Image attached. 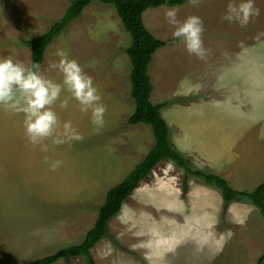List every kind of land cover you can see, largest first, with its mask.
Masks as SVG:
<instances>
[{
  "label": "rangeland",
  "instance_id": "374dc122",
  "mask_svg": "<svg viewBox=\"0 0 264 264\" xmlns=\"http://www.w3.org/2000/svg\"><path fill=\"white\" fill-rule=\"evenodd\" d=\"M70 0H0V88L30 63L22 40L59 20ZM159 39L148 67L153 104L194 170L251 191L264 178V0H190L143 14ZM130 36L113 5L92 1L46 47L18 95H0V264H28L82 241L110 187L153 144L128 124ZM159 162L91 249L95 264H256L264 219L248 200ZM54 264H87L82 256ZM264 264V262H263Z\"/></svg>",
  "mask_w": 264,
  "mask_h": 264
},
{
  "label": "trees",
  "instance_id": "16d2710c",
  "mask_svg": "<svg viewBox=\"0 0 264 264\" xmlns=\"http://www.w3.org/2000/svg\"><path fill=\"white\" fill-rule=\"evenodd\" d=\"M92 1L113 5L125 31L130 36V43L125 53L130 62V96L134 102V109L127 118V123L148 125L151 128L153 144L126 176L108 189L103 203L98 207L96 219L82 241L61 247L28 264H54L61 259L74 256H82L87 264H95L91 249L106 235L109 220L120 211L123 201L133 192L138 183L149 175L159 162L163 161H170L183 170V185L187 184L189 177L198 178L203 183L215 187L225 204L233 201H250L264 219V179L251 191H241L232 188L221 175L192 169L169 140L168 127L160 111L166 104H153L150 100L153 88L148 67L153 55L158 48L176 39L163 40L155 37L145 27L142 14L149 8L179 6L190 0H70L62 17L53 22L48 30L38 37L21 41L30 48V63L16 86L9 89L0 88V95L10 97L21 94L25 90L42 62L47 45L70 22L79 17L82 10ZM263 262L264 251L258 257L256 264H263Z\"/></svg>",
  "mask_w": 264,
  "mask_h": 264
},
{
  "label": "crops",
  "instance_id": "0c3cea01",
  "mask_svg": "<svg viewBox=\"0 0 264 264\" xmlns=\"http://www.w3.org/2000/svg\"><path fill=\"white\" fill-rule=\"evenodd\" d=\"M263 179H264V178H263ZM261 182H262V181H261ZM261 182H260V183H261ZM221 200H222V199H221Z\"/></svg>",
  "mask_w": 264,
  "mask_h": 264
}]
</instances>
